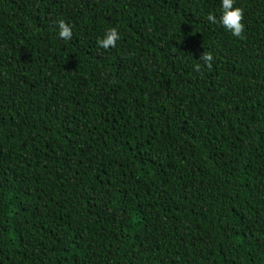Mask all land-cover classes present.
<instances>
[{
    "label": "trees",
    "instance_id": "obj_1",
    "mask_svg": "<svg viewBox=\"0 0 264 264\" xmlns=\"http://www.w3.org/2000/svg\"><path fill=\"white\" fill-rule=\"evenodd\" d=\"M233 6L242 38L220 0H0V264H264V0Z\"/></svg>",
    "mask_w": 264,
    "mask_h": 264
},
{
    "label": "clouds",
    "instance_id": "obj_2",
    "mask_svg": "<svg viewBox=\"0 0 264 264\" xmlns=\"http://www.w3.org/2000/svg\"><path fill=\"white\" fill-rule=\"evenodd\" d=\"M234 0H220L219 17L209 12L207 19L209 22L216 24L219 23L225 30L235 38H242L244 31V24L242 21L243 11L240 7H235ZM57 34L61 39L69 40L72 37V29L69 24L64 20L57 21ZM120 33L115 27H109L105 30L104 34L97 39L98 45L103 49L115 47L117 41L120 39ZM203 64L211 67L213 55L211 52H203L199 57ZM194 69L199 71L201 64L198 62L193 65Z\"/></svg>",
    "mask_w": 264,
    "mask_h": 264
}]
</instances>
